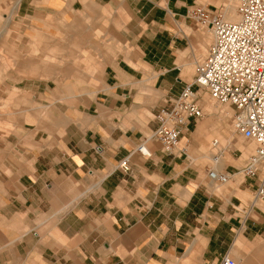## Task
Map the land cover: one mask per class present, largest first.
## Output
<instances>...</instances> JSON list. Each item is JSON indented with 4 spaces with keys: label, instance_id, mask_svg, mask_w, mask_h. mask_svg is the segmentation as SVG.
<instances>
[{
    "label": "crops",
    "instance_id": "0c3cea01",
    "mask_svg": "<svg viewBox=\"0 0 264 264\" xmlns=\"http://www.w3.org/2000/svg\"><path fill=\"white\" fill-rule=\"evenodd\" d=\"M214 2L15 1L21 17L61 13L72 22L64 44H79L100 79L66 115L44 122L32 106L30 122L0 130V264H220L230 253L236 264H264V200L253 194L261 174L239 170L250 143L234 141L231 150L220 143L204 154L198 145L211 133L196 129L198 121L180 138L184 154L163 151L151 137L156 109L192 80L212 40L189 11L222 8ZM104 39L133 51L104 53ZM35 59L16 65L49 74L38 73ZM32 80L23 88L30 103L44 102L49 86ZM212 167L228 181H211Z\"/></svg>",
    "mask_w": 264,
    "mask_h": 264
},
{
    "label": "built area",
    "instance_id": "2783aa9c",
    "mask_svg": "<svg viewBox=\"0 0 264 264\" xmlns=\"http://www.w3.org/2000/svg\"><path fill=\"white\" fill-rule=\"evenodd\" d=\"M238 18L229 20L224 9L196 5L189 14L201 25H207L212 35L205 55L197 61L192 80L180 93L160 105L154 114L156 127L151 134L167 153H185L179 145L181 136L191 124L205 115L203 94L216 104L232 109L230 124L234 133L248 139L253 150L239 169L246 177L260 173L254 199L264 200V0H238ZM217 138L209 149L220 151ZM149 155L144 145L138 147ZM222 152V151H221ZM220 152V153H221ZM236 152L242 153L237 149ZM217 155L215 156V160ZM127 171V159L120 162ZM211 181L225 183L229 174L215 168L207 172ZM220 264H236L225 255Z\"/></svg>",
    "mask_w": 264,
    "mask_h": 264
},
{
    "label": "rangeland",
    "instance_id": "374dc122",
    "mask_svg": "<svg viewBox=\"0 0 264 264\" xmlns=\"http://www.w3.org/2000/svg\"><path fill=\"white\" fill-rule=\"evenodd\" d=\"M15 1L0 0V130H3L4 133L10 132L14 128V124L21 121L30 122L32 106L35 116L36 106H38L37 116L44 122L55 116L66 115L78 105L79 94L85 93V89L95 88L98 83L94 79H100V74L96 73L99 68H89L87 62L80 58L79 44L74 42L64 44V36H72L75 31V27L70 26L72 22L63 19L61 13L46 14L38 18L31 15L21 17L13 9ZM226 1L217 0L214 4L222 6L221 9H224ZM237 4L238 0H236L234 8ZM41 34H45L49 38L42 39ZM209 38H211L210 34ZM211 42L212 40L208 41V44ZM103 51L117 57L120 53H128L133 50L129 44L119 43L118 46H115L112 43H107L104 39ZM29 57L36 58L38 73L48 72L49 74L32 76L26 67H17V63L26 62ZM104 67L105 61L102 71ZM192 71L193 68L191 74ZM77 72L82 77L79 82L76 81L78 75L76 76L75 73ZM85 72L90 75L81 74ZM32 79H38L41 86H49L50 94L44 102L39 101L31 104L30 92L23 90L30 86L33 82ZM56 80L64 85L58 88L55 84ZM65 82H70L72 85L65 86ZM202 99L205 115L198 120L196 129L206 127L211 135L199 143V151L207 154L212 138H217L222 145L229 143V146L232 142L238 141L244 145L250 143L251 150L241 155L242 158H247L252 152L253 144L233 132L230 124L231 107L227 104H216L208 98L207 94H203ZM234 147L231 145L230 150ZM226 158L229 156L226 155ZM229 255L234 259L233 254Z\"/></svg>",
    "mask_w": 264,
    "mask_h": 264
},
{
    "label": "bare ground",
    "instance_id": "6f19581e",
    "mask_svg": "<svg viewBox=\"0 0 264 264\" xmlns=\"http://www.w3.org/2000/svg\"><path fill=\"white\" fill-rule=\"evenodd\" d=\"M235 2H236V0H230V2H229V4H228V6H227V8H226V11H225V17L227 18V19H230V20H236L237 18H238V16H237V14H236V11H235V9L236 8H234L235 6H234V4H235ZM237 7V6H236ZM235 17H236V19H235ZM244 139V138H243ZM246 139V138H245Z\"/></svg>",
    "mask_w": 264,
    "mask_h": 264
}]
</instances>
